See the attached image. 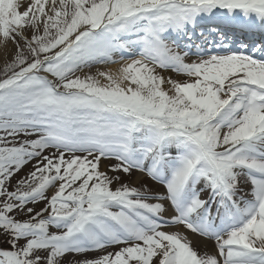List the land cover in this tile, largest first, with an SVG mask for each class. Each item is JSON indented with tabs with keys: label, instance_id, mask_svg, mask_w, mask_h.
Listing matches in <instances>:
<instances>
[{
	"label": "snow or ice",
	"instance_id": "snow-or-ice-1",
	"mask_svg": "<svg viewBox=\"0 0 264 264\" xmlns=\"http://www.w3.org/2000/svg\"><path fill=\"white\" fill-rule=\"evenodd\" d=\"M0 51V264H264V0H0Z\"/></svg>",
	"mask_w": 264,
	"mask_h": 264
},
{
	"label": "rangeland",
	"instance_id": "rangeland-1",
	"mask_svg": "<svg viewBox=\"0 0 264 264\" xmlns=\"http://www.w3.org/2000/svg\"><path fill=\"white\" fill-rule=\"evenodd\" d=\"M3 66H4V56H3L2 52H0V71H2ZM32 163H35V161H33ZM31 167H32V164H31V163L28 164V165H26V166L24 167V169H23L20 173H18V174L13 178L12 183L15 184L16 180L19 179L20 177L24 176L25 173H27V172L31 169ZM120 175L123 177V179H124V177H125V178L127 179V181L129 182V181H132V180H133L132 177H133L134 173L132 174V177L124 176V174H120ZM129 179H130V180H129ZM124 180H125V179H124ZM129 183H130V182H129ZM141 184H142V183H141ZM30 206H31V205H30ZM42 206H43L42 204H38V205H36L37 208L42 207Z\"/></svg>",
	"mask_w": 264,
	"mask_h": 264
},
{
	"label": "bare ground",
	"instance_id": "bare-ground-1",
	"mask_svg": "<svg viewBox=\"0 0 264 264\" xmlns=\"http://www.w3.org/2000/svg\"><path fill=\"white\" fill-rule=\"evenodd\" d=\"M0 52H2V51H0ZM116 58H119V54H117V57ZM129 59V58H128ZM109 67H112L113 69H115V68H117V67H119V65L117 64V65H114V66H109ZM93 70H95V69H93ZM87 71V70H86ZM136 179H135V182L137 183V182H139V181H141V177H140V175H138L137 177H135Z\"/></svg>",
	"mask_w": 264,
	"mask_h": 264
}]
</instances>
